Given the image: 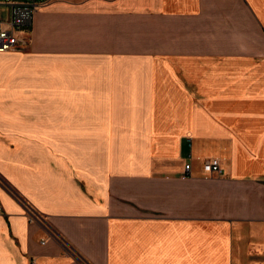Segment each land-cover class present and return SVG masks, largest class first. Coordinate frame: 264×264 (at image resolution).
Segmentation results:
<instances>
[{"label": "crops", "instance_id": "obj_1", "mask_svg": "<svg viewBox=\"0 0 264 264\" xmlns=\"http://www.w3.org/2000/svg\"><path fill=\"white\" fill-rule=\"evenodd\" d=\"M36 4L0 52V264H264V0Z\"/></svg>", "mask_w": 264, "mask_h": 264}, {"label": "built area", "instance_id": "obj_2", "mask_svg": "<svg viewBox=\"0 0 264 264\" xmlns=\"http://www.w3.org/2000/svg\"><path fill=\"white\" fill-rule=\"evenodd\" d=\"M8 16L0 19V52L12 50H26L30 44V32L33 27L37 4L35 1L10 2ZM202 171L207 175L220 173V163L217 159L203 162ZM183 179L191 177V166L185 164L181 176Z\"/></svg>", "mask_w": 264, "mask_h": 264}, {"label": "rangeland", "instance_id": "obj_3", "mask_svg": "<svg viewBox=\"0 0 264 264\" xmlns=\"http://www.w3.org/2000/svg\"><path fill=\"white\" fill-rule=\"evenodd\" d=\"M10 1H17V2H28V1H36L37 3H39L41 0H10ZM38 10V7L36 8V11ZM1 13H3V10H0V14ZM0 19H2V16L0 15ZM34 23V22H33ZM32 29H33V27H32ZM32 35V30H31V32H30V42H31V36ZM29 46H30V44H29ZM13 51H15V50H13ZM182 176V175H181ZM182 178V177H181Z\"/></svg>", "mask_w": 264, "mask_h": 264}]
</instances>
